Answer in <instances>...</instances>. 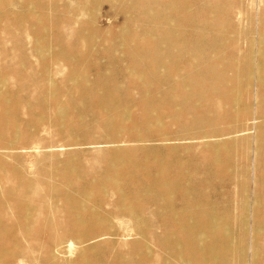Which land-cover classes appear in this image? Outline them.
I'll use <instances>...</instances> for the list:
<instances>
[{
    "label": "bare ground",
    "instance_id": "obj_1",
    "mask_svg": "<svg viewBox=\"0 0 264 264\" xmlns=\"http://www.w3.org/2000/svg\"><path fill=\"white\" fill-rule=\"evenodd\" d=\"M229 2L220 0L214 8L204 2L201 8H179L180 4L175 0H75L76 7H68L70 10H67L65 19L71 24L75 23V16L95 13L101 5L108 7L110 26L103 29L95 21L90 33L98 42L83 47L97 51L102 47L99 41L105 43L104 52L109 58L101 67L110 79L89 82L83 78V62L68 63V68H75L79 77L68 76L66 83L69 85L62 90H47L40 101L43 110L53 106L59 115H66L56 93L62 98L69 95L71 99V94L78 92L73 104L76 107L80 105L96 121L99 132L148 135L154 136L150 139L159 138L158 141L162 142L216 138L206 151L205 168L193 170L186 181L197 187L199 178H204L215 181L218 188L232 189L229 196H222L223 211L214 216L200 210L196 200L199 194L192 189L189 193L192 198L190 215H172L174 223L183 222L190 228L186 239L177 237L169 242L158 238L156 243L159 241L158 245L165 248L167 259L159 256L149 261L151 253L147 249L140 264H153L154 261L156 264H207L213 256L221 257L219 264H261V261L264 264V238L260 241L264 236V12L260 25L248 29L242 25L241 8H236L235 12L234 8H225ZM3 3L4 0H0V17L6 13L1 8ZM41 8L44 7L36 0H19L12 9L17 19L10 25L6 21L5 30L11 27L16 32L21 31L30 46L31 43L34 45L35 51L39 49L45 53L49 30L57 26L60 16L51 12L41 13ZM113 10L123 15V30H115ZM24 47L30 50L25 44ZM62 57L69 61L63 54ZM116 72L123 73L122 82L117 80ZM122 83L131 85L137 94L147 91L144 98H138L142 108L136 114L120 105L121 98L126 95V92L118 90ZM24 90L22 88L18 92ZM152 92L155 96H150ZM3 99L0 92V100ZM257 100L255 110L253 107ZM0 124L4 127L9 125L5 121H0ZM224 124H233V127H220ZM237 133L254 134L257 142L252 156L249 151L244 152V165L228 158L227 152L219 153V149L227 148L228 143H219L218 138ZM3 134L4 129H0V154L13 151L2 143ZM248 141V138L240 140L242 144H248ZM4 161L0 155V181L2 172L7 170ZM220 167L231 172L222 175ZM16 173L20 187L15 188L13 184L8 188L0 186V264H24L21 256L19 259L16 257L24 240L37 247L40 234L34 232L35 221L30 223L28 215L48 217L46 243L39 249L52 259H56L55 252L58 251L52 245L60 240L65 242V252L71 255L81 242L113 235L107 225L110 218L107 215L97 223L103 234L97 232L94 235L86 231L81 219L64 223L58 234L51 221L57 215L56 209L44 213L39 205L58 201L75 203L78 197L92 195L93 188L84 187L82 193L70 195L63 192L37 193L20 171ZM118 178L124 181L149 180L146 176L138 177L137 171L132 170ZM184 179L178 176L168 181L159 174L152 180L167 185L172 192L175 190L176 194L186 198L188 194L180 185ZM249 179L253 186L252 197L248 196L246 189ZM101 196L99 193V198ZM150 197L147 193L146 198ZM113 198L121 203L138 200L126 196L124 189L116 190ZM12 215L14 218L11 220L9 216ZM183 248L185 252H182ZM141 249L140 243L132 246L137 255ZM117 264L131 263L123 257Z\"/></svg>",
    "mask_w": 264,
    "mask_h": 264
},
{
    "label": "rangeland",
    "instance_id": "obj_2",
    "mask_svg": "<svg viewBox=\"0 0 264 264\" xmlns=\"http://www.w3.org/2000/svg\"><path fill=\"white\" fill-rule=\"evenodd\" d=\"M36 1L44 7L41 8V13L51 12L60 16L57 26L49 30L45 53L39 49L35 51L34 45L31 43L30 46L21 31L16 32L11 27L5 30L6 21L10 25L17 19L12 9L19 4V0H4L1 7L6 13L0 17V92L4 96L3 101L0 100V121L9 125L4 127L0 124V129H4L2 143L9 145L13 151H2L0 154L7 165V170L2 172L0 186L8 188V185L13 184L15 188L20 187L18 175H15L16 171H20L30 182L32 190L37 193L63 192L70 195L82 193L81 189L84 187L93 188L92 195L87 198L78 197L75 203L63 204L58 201L52 204L43 202L39 205L44 213L56 209L57 215L51 221L58 234L63 224L72 219H81L85 230L94 235L97 232L103 234V230L97 228V223L107 215L110 217L107 219V225L112 229L113 235L83 244L81 242L75 246L76 250L71 255L65 252V242L60 240L52 245L54 249L55 246L58 248L55 252L56 259H52L43 255L39 249V246L46 243L48 217L40 215L36 218L28 215L30 223L35 221L34 232L39 233L40 237L37 239V247L31 245L33 242L24 240L16 252L17 259L21 256L24 264H117L120 258L126 257L131 264H140L147 249L151 253L149 261L156 260L159 256L167 259L165 248L156 241L158 238L169 242L177 237L186 239L190 228L183 222L174 223L172 215H190L192 198L189 193L192 189L199 194L196 200L200 210L211 216L223 211L222 196L227 197L230 191L232 192L231 188H218L213 180L199 178L197 187L186 181V177L192 175L193 170L205 168L206 151L216 142V138L162 142L158 141L159 138L150 139L154 136L148 135L105 134L98 131L99 125L80 105L76 107L73 104L72 100L78 98V92H73L71 99L69 95L62 98L61 94L56 93L60 96L59 104L63 105L66 115H59L53 106H50L49 110H43L40 101L47 90H62L61 88L69 85L66 83L68 76L79 77L75 68H68V63L83 62V78L89 82H104L110 79V75H106L107 72L101 67L109 58L104 52L105 43L100 40L102 47L97 51L83 47H90L98 42L90 33V28L94 26L95 21L103 29L108 28L110 14L108 7L101 5L95 13L90 12L85 17L75 16L76 21L71 24L65 18L68 17L67 10H70L68 7H76L75 0ZM175 1L179 2V8H201L203 2L214 8L220 2ZM225 8H234V12L236 8H241L242 25L251 29L260 25L264 0H230ZM114 12L115 30H123V15L120 11ZM24 44L30 50H27ZM62 54L68 58V62L63 59ZM115 75L119 82L124 80L123 73L116 72ZM124 84L118 86L120 92H126L120 105L136 114L142 108L138 98H144L147 91L137 94L131 85ZM22 88L25 90L18 92ZM150 96H155V93H150ZM257 104L258 100L253 109H257ZM238 125L242 126L241 123ZM220 127H233V124ZM243 138L249 139L248 144L240 142ZM218 139L219 143H228L227 148L219 149L220 155L227 152L228 158L235 159L242 165L246 162L244 152L249 151L252 156V150L257 143L254 134L237 133ZM130 170L137 171L138 177H149V180L124 181L118 178ZM220 172L222 175H228L231 170L221 168ZM159 174L168 181L175 180L178 176L185 178L180 185L188 196L183 198L180 193L176 194L175 190L172 192V188L167 185L154 183L152 179ZM104 182L106 184L98 188ZM118 189H124L126 196L138 200L117 202L113 196ZM246 189L248 196L252 197L253 186L250 179ZM99 193L102 195L100 198ZM147 193L150 198H146ZM106 203L110 205L105 206ZM9 217L12 220L14 215ZM263 238L264 236L260 241ZM139 243L142 245V249L138 250L140 256L132 250V246ZM185 251L183 248L182 252ZM220 261L221 257L213 256L207 264H219ZM153 264H156L155 261Z\"/></svg>",
    "mask_w": 264,
    "mask_h": 264
}]
</instances>
